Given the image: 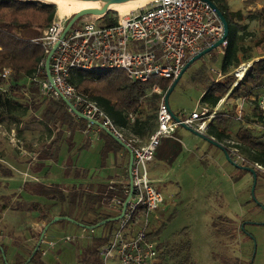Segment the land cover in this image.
Here are the masks:
<instances>
[{"label":"built area","instance_id":"2783aa9c","mask_svg":"<svg viewBox=\"0 0 264 264\" xmlns=\"http://www.w3.org/2000/svg\"><path fill=\"white\" fill-rule=\"evenodd\" d=\"M107 12L108 10L101 15L78 17L64 34L71 14L61 15L55 12L41 35L31 38V41L43 47L44 57L38 62L36 70L38 74H44V77L38 78L37 75L28 77L24 84L29 85L30 81L37 82L39 93L45 98L62 101L63 98L68 99L72 107L85 118L66 104L65 111L74 118H83L86 121V131L96 125L99 129L112 132L129 146L133 154L130 166L131 188L129 179L125 181L111 179L106 182L107 190L102 194V205L118 209L119 214L126 196L130 193L124 213L117 219L116 228L99 247L102 257L100 264H157L161 256L160 241L147 236L148 216L152 212L154 218L158 216L154 210L164 202V196L149 177L147 162L153 159L162 139L174 138L182 123L196 132L204 133L211 120L218 114V107L228 93L214 106L209 107L199 102L192 111L183 112L181 116L176 114L178 120H175L164 102V93H161L157 84H154L144 95L150 96L152 92L161 95L156 106V126L143 139H138L132 135L123 137L110 116L95 100L77 91L69 82V78L73 71L79 70L92 73L123 70L132 81L145 82L152 77L173 80L180 74L188 58L222 36V26L214 10L202 0H148L143 5L121 14L118 12L117 15H110ZM109 16L112 17V22L105 23ZM224 44L225 42L214 49L223 55ZM53 46L55 48L50 54L48 79L44 62ZM250 64L240 62L233 69L236 78L233 85L241 79ZM210 69L216 81L222 77L219 70L212 67ZM10 75L9 68L0 71V79L3 81H7ZM0 91H5V88L0 86ZM239 99L237 119H240L244 102L243 98ZM254 100L261 114L263 121L261 128L264 130V89L254 97ZM127 116L128 120L133 122L136 114L129 112ZM4 123L5 119L0 115V131L5 130L13 145L23 152L24 147L16 136L15 123H11L8 129ZM226 142V151L234 163L252 166L264 175V166L248 161L236 147V141L228 139ZM112 190L116 193L108 196V192ZM129 224H134L138 228L134 230L128 227ZM85 230L93 235L94 228L88 230L84 228L83 231ZM2 237L0 233V240ZM78 237L74 234L52 236L40 234L37 236V242L40 246L45 245L40 248V254L43 256L49 248L54 249L58 244L70 243Z\"/></svg>","mask_w":264,"mask_h":264},{"label":"trees","instance_id":"16d2710c","mask_svg":"<svg viewBox=\"0 0 264 264\" xmlns=\"http://www.w3.org/2000/svg\"><path fill=\"white\" fill-rule=\"evenodd\" d=\"M211 1L218 6L225 20H227L228 36L223 45V55H221L219 59L215 56V53L211 51V53L213 52L211 54V61L215 60L217 64H219L220 72L223 75L222 79L216 81L211 73L207 71L205 65L199 67L193 76L194 81L201 83L204 87L200 101L211 107L225 96L226 93H228V96H232L233 99L239 97L243 98L244 101H249L251 98L254 99V97L262 93L264 89V39L259 43L261 51L256 54L259 58L251 62L241 79L233 85L236 78L232 74V71L242 61V56L247 52L243 44L246 35L244 33L246 25L240 24V20H238L240 16H235L229 6L228 0ZM242 3L245 6H250L251 4L261 5L260 8L255 9L250 15L244 18L256 19L258 21L257 26L264 31V0H242ZM55 10L56 6L51 2L46 3L38 0H0V71L3 68H9L11 71V75L7 81L0 79V83H3L0 86L5 88V91H0V115L7 122V124H5L6 129L9 128L10 123H15L16 125L20 121L22 116V113H19L20 110L22 112L29 108L28 99L22 103V106L21 104H17L15 107L17 101L11 93L14 92L15 95L19 93L22 97V95L24 96V91L20 88V83L22 81L34 75H37L38 78L44 77V74H38L36 70L38 62L44 57L43 47L31 41V38L39 35L41 30L48 25L56 12ZM110 22H112L111 16L106 18L105 23ZM32 31L35 32L34 36H31ZM172 81L173 80L170 79L163 80L154 77L145 82L132 81L123 70H108L107 72L100 73L79 70L73 71L69 78V82L75 86L77 91H81L92 100H95L107 115L110 116L114 124L118 126L123 137H127L128 134H130L138 139H143L155 128L141 117V106L143 104V99L146 97L144 95L146 90L151 88L154 84H157L161 93H165ZM29 86L28 90L32 92L31 108L34 112L38 111L44 123L66 124L69 127L70 121L65 111L63 101L40 96L37 92L38 84L35 81H30ZM153 94L156 97L151 103L156 102L161 96L160 93L156 92H152L150 96ZM231 109L232 112H230L233 114V112L235 113L237 110V107L233 105ZM129 112L136 114L133 122H129L128 120L127 115ZM253 112H255L256 116L254 121H258L262 125L263 121L261 120V114L257 106L254 107ZM222 115L223 114H219V116L215 118L218 120L219 124L211 122V124L208 125L206 133L209 136L215 137L225 148L227 143H223V140L229 139V136L225 133V127L222 124L224 117L221 118ZM240 115V120H242V118L245 117L243 110ZM32 117L34 116L32 115ZM226 118L227 117H225V119ZM125 130L131 131L132 133H127ZM254 132L253 129L241 124L235 132L237 138L235 145L248 161L257 162L264 166V139L254 135ZM109 140L112 139L110 138ZM47 155L49 154L42 151L39 157H46ZM0 173L4 175L9 174V170L2 163H0ZM28 184L32 186V193L44 195L53 200L55 199L67 206L64 210L57 213L55 212L54 215L48 218L44 215V210L47 205L41 206L38 202L32 203L31 208L37 209L38 211L39 222H45L43 228L55 223L52 222L54 216L70 217L74 219V222L65 219L59 220L74 223L80 228H84L80 226V224L96 225L101 220L112 218L110 215H99L97 220L88 221L85 220V218L77 217L68 212L74 206L80 208L85 205H92L95 207L94 212L100 213L101 210L99 208L103 207L101 203L102 194L107 190V184L105 187H101L93 193L91 190L83 187L69 194H64L61 190H46V188L37 183ZM114 192L115 191L112 190L108 192L107 195L111 196ZM38 207L41 209H38ZM47 207L51 206L48 205ZM1 208H5V205ZM172 214L173 212L169 215V219H171ZM164 224L165 222H162L156 230L147 231V236L157 238V236L161 234ZM98 226H102V224ZM114 229L115 228H109L108 230L104 229L101 232L103 234H101V237L92 240L93 252L96 255L99 252L100 245L104 243ZM191 244L192 240L189 237L188 226L172 233L169 238L164 239V241L160 243V246L163 248L161 254L162 260L158 264H192L193 254L191 251ZM36 246L37 244L35 243L27 259L33 264H45L41 258L40 245L38 248ZM0 247L3 248V245L0 244ZM99 262L100 259H97L93 264H99Z\"/></svg>","mask_w":264,"mask_h":264},{"label":"rangeland","instance_id":"374dc122","mask_svg":"<svg viewBox=\"0 0 264 264\" xmlns=\"http://www.w3.org/2000/svg\"><path fill=\"white\" fill-rule=\"evenodd\" d=\"M38 1L55 4L56 13L61 15L71 14L70 16H72V14L76 12L68 10L69 12L63 11L61 13L57 9L58 4L56 2L52 0ZM228 2L235 16H240L238 19L240 20V24L246 25V29L244 30L246 35L243 44L247 52L242 56V60L251 63L254 56L261 51L259 43L264 39V31L257 26L258 21L256 19H246L244 17L250 15L255 9L260 8L261 5L251 4L250 6H245L243 5L242 0H228ZM106 8L108 10L107 13L110 15H117L119 12L112 7ZM46 27L41 30V33ZM41 33L39 35H41ZM34 34L35 32L32 31L31 36H34ZM211 51L216 53L215 49H212ZM211 51L191 63L181 74L179 81L169 93V108L175 115L179 114L181 116L183 112H190L195 109L196 104L199 103L204 87L201 83H197L193 79L194 73L199 67L205 65L207 71H209L214 78L215 75L210 70V67L213 66L218 68L219 64H217L215 60L211 61V54L213 53H211ZM215 56L218 59L221 57L219 54H215ZM2 84L3 83H0V85ZM11 94L14 95V98L17 101L15 107L17 104H21L22 106L25 99L21 97L19 93L15 95L13 92ZM155 97L154 94L145 97L141 106L142 109L140 108L142 110V119H145L146 122L151 124V126L155 125L157 101L151 103ZM235 103L238 108L240 99ZM226 107L232 112L231 107ZM247 110L248 112L250 111L249 114L253 115V117L255 116L251 104L248 105ZM19 113L25 115V111L21 112L20 110ZM236 116V112H233V114L231 113V115H228L225 120L227 125L232 127V135H235L236 130L243 123L246 127L255 131L254 135L260 136L262 137L261 139H264V132L262 129H259L256 125L254 126L253 123H248L244 120L238 121ZM30 119L35 121L33 117H30ZM5 124L6 122L4 123V126ZM4 131H0V149H2V151L10 150L13 147V143L9 140V137ZM183 132H188L186 133L188 137L195 136L182 125L179 127V134L182 135ZM198 139L201 141V138L198 137ZM224 142L227 143L226 140ZM20 143L26 149V143ZM97 148V146L89 149L84 148L85 153H88L91 157V170L99 168L100 155ZM195 148L196 147L194 146L187 149L183 145L181 151H179L180 153L177 154L171 163L166 164V166L159 155H157L153 161L150 160L151 162H147L146 166L149 168V176L154 179V186L158 188L161 191L162 196H164V202L159 208L154 210V213L159 215L154 218L152 212L148 216V229L156 230L159 227V224L165 222L161 234L157 236L159 240L171 236L172 233L185 228V226H189V237L192 239V264H247L254 254L253 251L255 245L254 237L248 238L245 236L247 228L249 229L247 222L264 219V198L261 193V191L264 190V175L259 170H256L257 180L253 193L251 194L253 186L251 173L245 169L238 168L227 160L224 161L222 169H219L218 167L216 177H214L213 180L207 179V181L205 179L207 176L204 177L200 174L199 170L202 166H199L198 161L195 158L196 156L194 154H198L195 152ZM198 152H201V150H198ZM18 156L21 155L18 153ZM2 161L4 162V159H2ZM153 164L154 167L152 166ZM3 165L6 166L5 163ZM43 204L51 206H46L44 210V215L48 218L54 215L56 210L59 212L67 207L66 204H62L60 201L50 204L45 202H42V204L40 203L41 206H43ZM38 209L41 208L38 207ZM99 209L101 210L100 213H95V207L92 205H85L80 208L74 206L68 212L77 217L85 218V220L88 221L97 220L99 215H110L113 217V215L118 214V209L116 208L103 206ZM171 212H173V214L171 219H169ZM34 219L31 221L35 222ZM11 224H14L15 227L23 225V227L26 228V226H24V221L22 220H11V222L1 220L0 231L6 233ZM69 226L71 228H69ZM116 226L117 220H113L112 222L108 221L102 224V226L94 228L96 234H99L101 228L102 230H108L109 228H116ZM63 227H68L69 230L64 229ZM128 227L134 230L138 228V226L134 224H129ZM46 229L47 235L74 234L77 235V237L81 236L80 234L78 235L80 232L79 226L63 220L55 221V223L48 225ZM82 238L83 239H77V242L73 241L68 244L57 246L59 247V251H57L56 254L51 251L48 253L47 250L45 258L54 263L58 261L60 264H91V262H89L90 260L87 259V252L90 251L86 249L90 238H88L86 234ZM41 246L44 247L45 245L42 244ZM5 249V253L0 250V261L2 263L6 260V262L15 261L8 257L10 249L15 252V258L18 260L22 261L28 256V250L25 244L13 243L11 248L5 246ZM27 264L32 263L27 262Z\"/></svg>","mask_w":264,"mask_h":264},{"label":"crops","instance_id":"0c3cea01","mask_svg":"<svg viewBox=\"0 0 264 264\" xmlns=\"http://www.w3.org/2000/svg\"><path fill=\"white\" fill-rule=\"evenodd\" d=\"M215 54L218 55L219 53L216 51ZM219 55L221 56L222 54ZM257 58H259V56L255 55L253 60ZM241 62L244 61L242 60ZM211 67L220 71L219 65L218 68L213 66ZM196 72L197 70L195 73ZM222 77L219 79H222ZM24 82H26V80L20 83V88H22L24 91V96L22 95V97L25 100L28 99L29 101V108L25 111V115H22L20 121L16 124V132L19 137L17 138L20 140V142L26 143V149L24 147V151L22 152V150L18 149L14 145L10 150L2 151V149H0V163H5V167L9 170V174L7 175L0 173V221L7 220L8 222H11V220H22L24 221V226H26V228H24L23 225L15 227L14 224H11L9 225V232L7 231L5 233L0 231V233L3 235L2 239L0 240V244L3 245V248L0 247V250L3 253L6 252L5 246L11 248L12 244L15 243L25 244L29 254V252L33 250L35 243H37V236H39L43 230H45L44 233L47 234V227L43 228L45 222H39L38 211L37 209L31 208V205L34 202L41 204L42 202H45L50 204L58 201L44 195H36L32 193V186H30L28 183H37L46 188V190H61L64 194H69L70 192L83 187L91 190L93 193L94 191L99 190V188L105 187L106 182L111 179L117 181H125L128 179L127 164L129 160V154L126 148H124L117 140L113 139V137L109 136L106 130L99 129L96 125L86 131V121L81 117L74 118L68 112V119L70 121L69 127L66 124H45L38 111L34 112V110H32L30 105L32 102V92L28 90L30 86L25 85ZM37 92L40 96H42L39 93V88ZM238 99L239 98L233 99L232 96L225 97L224 101L218 107V114L211 120L212 123L219 124L218 120L215 118L219 116V114H223L221 118L224 117V120H220H223L222 124L225 127V133L228 134L229 138H232L236 142L237 138L235 135H232V127L227 125V122L225 121L227 118L225 119V117L231 115V112L226 106L231 108L233 105L236 106L235 102L238 101ZM158 101L159 99L157 100V103ZM249 104H251L252 111L256 106L255 100L252 98L249 101H244L242 106L245 117L242 118V120L247 121L248 123H253L254 126L256 125L259 129H261V123L254 121L256 116L253 117V115L249 114L250 111L248 112L247 110ZM32 115L34 116L33 118L35 121L30 119V117L32 118ZM211 122L209 124H211ZM155 126L156 124L153 125V127ZM186 130L190 131L188 128H186ZM125 131L127 133L131 132L127 130ZM206 131L202 134L210 137L211 139L213 138L224 148V145L220 141H218L213 136H209ZM186 133L188 132H183L182 135H180L178 128L174 138L168 137L162 139L161 143L155 150V155L151 161H153L154 158L159 155L166 166V164L171 163L177 154L180 153L179 151H181V147H183V145L187 149L195 146V152L198 153L194 154L196 156L195 158L198 161L199 166H202L199 170L200 174L204 177L207 176V178H205L206 180H213V178L216 177L218 167L219 169H222L224 161H227L224 151L217 145L210 143L198 135L194 134L196 137H188ZM128 136L131 135L128 134ZM198 137L201 138V141H199ZM110 138L112 140H109ZM225 140L227 141L228 139H224L223 143H225ZM96 146L98 147L97 149L100 155L99 168L96 170H91V157L88 153H85L84 148L89 149L95 148ZM198 150H201V152H198ZM42 151L49 155L46 157H39V154ZM17 152L21 156H18ZM2 159H4V162ZM154 164L152 165L153 167ZM152 180L155 183L154 179ZM261 193L264 198V190L261 191ZM3 205H5V208H1ZM44 205L45 204H43V206ZM55 212L57 213L58 211L56 210ZM32 219H34L35 222H32ZM247 223L249 225V229L247 228L245 236L248 238L254 237L255 242L253 251L254 254L248 264H264V219L258 221L251 220ZM63 228L69 230L71 227L69 226V228ZM84 228H80L78 235L80 234L81 237H78L77 239H83L82 237H84L85 234L88 238H90L88 240V245L86 244V249L90 251L87 252V259L90 260L89 262H91V264H93L95 260L100 259V264L102 257L100 256L99 252L97 255L93 252L92 240L101 237L102 228L99 231V234H96V230L94 228V232L92 233L93 235H91L90 232H84ZM86 229L88 230L89 228ZM164 239H159L160 243L163 242ZM76 240L75 242H77ZM160 243L159 250L161 255L163 248L160 246ZM61 245L64 244H58L54 249L49 248L48 253L51 251L52 253L55 252L56 254L57 251H59V247L57 246ZM41 247L42 246H40V248ZM45 256L46 254L41 256L45 264H60L58 261L55 263L48 261ZM8 257L9 259L15 261L6 262V260L4 263L0 261V264H27V262H30L27 259L28 256L22 261L15 258L16 254L11 249L8 252ZM161 260L162 255L160 256L158 263Z\"/></svg>","mask_w":264,"mask_h":264},{"label":"water","instance_id":"95a60500","mask_svg":"<svg viewBox=\"0 0 264 264\" xmlns=\"http://www.w3.org/2000/svg\"><path fill=\"white\" fill-rule=\"evenodd\" d=\"M88 1L89 3H93L95 5H99V4H103V6H101L100 8L98 7H94V6H91V7H83V8H80V9H77L76 12H74V14H72V16L69 18V20L67 21L66 23V27L63 31V34L65 33V31L71 26V24L80 16H83V15H92V14H96V15H101V14H104L106 13V7L104 6L106 3L110 2V3H120V2H128V1H132V0H86ZM204 1L206 4H208L215 12L216 16H217V19L218 21H220L221 23V26H222V36L214 41L213 43H211L209 46L205 47V48H202L200 49V51H198L197 53H195L193 56H191L190 58H188L185 62H184V66L182 67V70L180 72V74L175 77L173 79V81L171 82V84L168 86L167 88V91L164 93V102L166 105H168V108H169V104H168V97H169V93L172 91V89L174 88V86L177 84V82L179 81V78L181 77V74L190 66L191 63H193L196 59H198L199 57L209 53V51H211L212 49L216 48L217 46L223 44L226 39H227V32H228V23H227V20H225V17L223 15V13L220 11V9L218 8V6H216L211 0H202ZM62 34V35H63ZM55 46H53L46 58H45V62H44V69L46 70V75L48 77V79H50V69H49V59H50V54L51 52L54 50ZM63 103L68 105L69 107H71L73 109L74 112H76L79 116L81 115L82 117H84V115H82L81 113L77 112L71 105L70 101L68 99H64L63 98ZM170 109V108H169ZM171 111V114L172 116L174 117L175 120H178V118L176 117V115L173 113V111L170 109ZM85 118V117H84ZM95 123H97L95 121ZM99 124V123H97ZM184 126L186 128H188L193 134L195 135H198L204 139H206L207 141H209L210 143H213L215 145H217L218 147H220L224 153H225V157L226 159L233 165L237 166L238 168L240 169H245L247 171H249L252 175V179H253V186H252V189H251V194L253 193V189H254V186H255V183H256V170L252 167V166H249V165H239V164H236L234 163L228 152L224 150L223 146L221 144H219L217 141H215L213 138L211 139L210 137H207L205 136L204 134L202 133H199V132H196L194 131L192 128L184 125L183 123L181 124V126ZM106 132L109 134V136L113 137V139L117 140L124 148H126L128 154H129V160H128V164H127V169H128V183L130 184V188L132 186V183H131V176H130V166H131V163H132V160H133V154H131V151H130V148L129 146L121 139H119L115 134H113L112 132H109L106 130ZM130 193L126 196V200H125V203L124 205L122 206V209H121V213H119L118 215H115L113 216L112 218H107V219H104V220H101L99 221L96 225H86V224H80V226H83V227H86V228H94L96 226H98L99 224H103V223H106L108 221H113V220H117L119 219L120 217H122L123 215V210L125 208V205L127 203V200H128V197H129ZM59 219H65V220H71L74 222V219L70 218V217H65V216H54V218L52 219V222H55L56 220H59ZM46 227V226H45ZM44 231H42L41 235L44 234ZM37 248L39 246V243L37 242ZM4 256V255H3Z\"/></svg>","mask_w":264,"mask_h":264},{"label":"bare ground","instance_id":"6f19581e","mask_svg":"<svg viewBox=\"0 0 264 264\" xmlns=\"http://www.w3.org/2000/svg\"><path fill=\"white\" fill-rule=\"evenodd\" d=\"M54 2H56L58 4V11L59 12H63V11H77V9L79 8H83V7H98L100 8L101 6H103V4H99V5H95L93 3H89L86 0H52ZM148 0H132V1H128V2H120V3H106L104 6L105 7H112L114 9H117L119 11V13H123V12H127L129 10H131L132 8H135V6H141L144 3H146ZM69 12V11H68Z\"/></svg>","mask_w":264,"mask_h":264}]
</instances>
